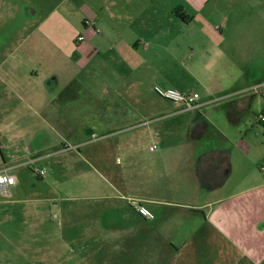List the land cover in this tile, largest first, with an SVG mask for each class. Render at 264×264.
<instances>
[{
  "label": "crops",
  "instance_id": "0c3cea01",
  "mask_svg": "<svg viewBox=\"0 0 264 264\" xmlns=\"http://www.w3.org/2000/svg\"><path fill=\"white\" fill-rule=\"evenodd\" d=\"M29 2L33 27L13 56L0 58V92L18 119L19 102L29 106L34 133L72 125L69 107L83 112L86 119L70 128L77 145L51 156L65 158L78 177L92 169V198L106 214L95 232L106 230L114 241L132 230L136 237L123 241L135 246L159 232L160 257L171 255L172 264H264V183L243 186L256 175L245 169V157L258 150L249 134L264 137V89H253L264 85V0ZM82 35L87 41H78ZM159 77L199 94L200 107L160 97L159 110ZM117 96L134 117L91 123ZM146 117L155 124L133 125ZM82 133L102 141L91 147ZM5 159L2 153L0 172L14 176ZM16 194V185L0 188V195ZM135 202L155 219L141 218Z\"/></svg>",
  "mask_w": 264,
  "mask_h": 264
},
{
  "label": "rangeland",
  "instance_id": "374dc122",
  "mask_svg": "<svg viewBox=\"0 0 264 264\" xmlns=\"http://www.w3.org/2000/svg\"><path fill=\"white\" fill-rule=\"evenodd\" d=\"M29 1L0 0V58L13 56L16 47L28 37L33 27L29 21L32 22L30 19L35 13ZM246 19L250 21L251 16ZM19 56L22 57L21 54ZM167 84V80L159 77L158 88H169ZM143 91L151 98V92ZM3 92H0V167H3V153L6 167L17 180V194L12 197L0 195V264H172L171 255L160 257L159 232L144 236L147 237L146 243L139 246L124 242L136 237L132 230L114 241L106 230L95 232L97 219L106 214L102 211L104 205L92 198L95 180L92 169L89 167L82 177H78L81 174L77 176L68 170L65 158L58 153L51 156L58 148L62 151L77 145L78 141L70 136L73 135L70 128L76 121L86 119L83 112L69 107L66 119L73 121L72 125L62 127V132L46 130L34 133L29 126V122L34 120L29 106L19 102L18 111L24 116L18 119L11 110L6 111L8 107L3 102L6 92ZM11 98L16 104V97ZM156 100L159 110L164 109L165 105L159 101L161 98ZM72 111L77 112V116ZM9 120L13 125L7 126ZM155 120L140 118L134 120L133 125L147 126L155 124ZM63 135L68 136L66 141ZM81 135L85 136L82 141H95L92 135ZM97 135L101 136V133ZM249 136L257 143L258 150L253 156L245 157L246 172L254 167L256 173L252 181L244 180L245 190L264 183V174L260 170L264 167V137L262 131ZM43 141L47 142L38 148ZM92 141L91 147L102 140ZM144 150V153L149 151V146ZM119 159L118 164H122L124 158ZM44 169L46 175L39 177L38 173ZM128 211L129 222L136 224L132 207L129 206ZM174 263L188 264L182 260Z\"/></svg>",
  "mask_w": 264,
  "mask_h": 264
},
{
  "label": "built area",
  "instance_id": "2783aa9c",
  "mask_svg": "<svg viewBox=\"0 0 264 264\" xmlns=\"http://www.w3.org/2000/svg\"><path fill=\"white\" fill-rule=\"evenodd\" d=\"M93 29V26H92ZM79 42L87 41L86 36L82 35L78 38ZM255 91L264 89V85L262 88L260 86L253 88ZM155 92L159 97L162 99L174 104V105H185L188 109H195L200 107V95L197 93H183L179 90L168 88V89H161L155 88ZM93 139H97L96 136H93ZM264 172V168H261ZM39 177H44L46 175V171L42 170L38 173ZM17 180L15 176L9 175L6 172H0V188L3 190H7L12 186H15ZM135 207L138 215L146 220L153 221L155 219V214L145 205L135 202Z\"/></svg>",
  "mask_w": 264,
  "mask_h": 264
},
{
  "label": "trees",
  "instance_id": "16d2710c",
  "mask_svg": "<svg viewBox=\"0 0 264 264\" xmlns=\"http://www.w3.org/2000/svg\"><path fill=\"white\" fill-rule=\"evenodd\" d=\"M174 12L180 17H183L180 14V9H175ZM128 116L131 118L134 117V110L121 97L117 96L103 105L98 114L93 117L91 123L95 125H106L116 121L115 124L119 125L124 117L131 119Z\"/></svg>",
  "mask_w": 264,
  "mask_h": 264
}]
</instances>
